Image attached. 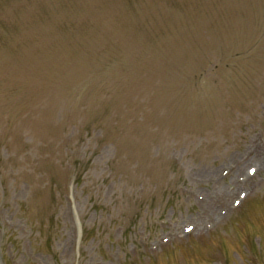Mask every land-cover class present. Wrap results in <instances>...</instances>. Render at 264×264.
<instances>
[{"label": "rangeland", "instance_id": "obj_1", "mask_svg": "<svg viewBox=\"0 0 264 264\" xmlns=\"http://www.w3.org/2000/svg\"><path fill=\"white\" fill-rule=\"evenodd\" d=\"M0 264H264V0H0Z\"/></svg>", "mask_w": 264, "mask_h": 264}]
</instances>
